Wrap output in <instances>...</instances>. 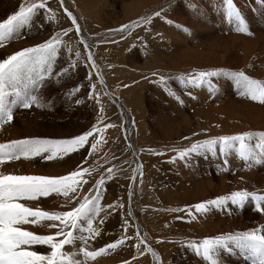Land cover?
<instances>
[{"label":"rangeland","instance_id":"374dc122","mask_svg":"<svg viewBox=\"0 0 264 264\" xmlns=\"http://www.w3.org/2000/svg\"><path fill=\"white\" fill-rule=\"evenodd\" d=\"M81 1L84 5H79ZM22 2L23 0H0V22L18 11ZM234 3L245 18L252 35L238 33L234 30V25L228 24L222 13L223 0H165L162 3L155 0H65V7L74 13L77 19L81 18L78 14L80 6L87 9L81 18L82 21L77 20L81 32L77 34L74 25L66 28L71 29L69 35L72 33L73 46L67 42L69 35L63 37L65 44L57 55L52 72L37 89L38 98L46 106L40 109L35 106L31 109L19 107L14 110V116L23 112L25 115H21L26 117L35 109H38L40 114L55 118L65 115L64 117L73 123V127H69L67 132L70 137L54 140L74 138L96 125L103 127L106 124H115V128L105 132L107 143L102 144L97 152L93 153L90 145L99 138L98 134L90 138L89 144L84 147L87 149L84 159L75 163H56V167H69L73 171L78 165H85L84 168L91 169V175L86 177L88 185L84 195L95 194V186L101 178L105 179L101 199V205L105 208V211L101 212L104 223L99 225L100 235L95 238L93 244L90 243L91 248L99 249L108 243L116 242L122 236L135 237L139 231L140 236L160 257V261H157L151 253L146 252L143 245L138 253L134 247L138 241L133 238L126 240V243L115 251H110L109 255L96 261H88V264H124L125 261H130L131 264H160L161 261L162 264H207L182 245L190 240L200 241L264 226L259 224L262 214L255 211L252 203L246 204L243 209L229 205L224 211L211 210L209 213L213 212L219 219L212 224L215 220L213 219L210 225L205 227L207 235H204L200 228L203 215L196 214V219L192 220L186 211H173L191 208L197 203L234 191H253L249 188L248 180L251 168L243 164L235 154L225 158L219 152L216 156L207 153L193 156L187 163L180 159L172 162L178 151L190 147L192 143L217 138L208 135L223 129V126L218 124L219 127L214 128L215 126L210 124L208 128L206 125L209 119H197L195 113L196 110H202V114H214L218 108L217 102L221 100L218 98L221 90L224 94L222 101H244L264 108V105L241 96L235 81L225 77L210 78L214 92H210L207 87H184L177 80L179 76L200 71L224 70L243 71L251 78L264 81V0H234ZM158 11L161 12V17L157 18L154 14ZM47 16L48 13L41 10V14L34 18L32 27L22 30L19 40L9 42L5 46L6 49L0 48L5 51L4 57L15 51L36 46V43L30 42L36 32L45 35H42L43 43L57 32L66 30L62 26L51 30V22ZM149 17L152 18L151 24L126 29L119 34H107L118 33L112 30ZM154 19L159 20L157 22ZM166 20L173 21V24L166 23ZM90 21L93 22V29L89 26ZM183 27L188 31H183ZM150 28L154 29L150 31ZM91 38L96 40L88 43ZM81 39L89 47L85 48L84 44L80 43ZM253 41H256V44L252 43ZM122 45L124 60L123 57L120 59ZM13 46L14 48H10ZM69 48L72 49L71 52L68 51ZM77 51L80 53L79 58L76 56ZM89 52L92 53L96 68H93L91 61L87 59ZM105 59L112 62L106 63ZM126 59L132 62H126ZM168 63H174L176 67L170 69ZM197 63L199 66L194 65ZM181 65L187 67L180 69ZM190 65L192 67L188 68ZM97 72L103 77L106 87L100 83ZM160 77L167 80V86L183 103L163 90L159 84ZM92 84H96L100 104L89 98ZM106 90H109L112 96ZM128 90H133L130 96ZM139 97L142 99V111L133 112L134 99ZM101 105L109 107L107 110L104 108L103 124L99 123ZM230 123L231 121L227 120L225 125ZM247 125L245 128L248 129L250 124ZM186 137L188 139H185ZM32 139L53 140L48 135H36ZM225 159L229 161L227 165L224 164ZM22 160L27 161L23 158ZM207 163H213L214 167L206 169ZM37 165L45 171L49 169L41 166V163ZM141 165L142 168L137 172L136 169ZM263 166L256 170L255 175L260 178L254 184L255 191L261 194H264ZM225 167L228 171L223 170ZM109 168L113 169V174L108 173ZM133 176L136 177L135 181L131 179ZM223 182L227 189L222 185ZM201 190H207V199L200 200ZM22 203L27 204L26 201ZM60 203H65L64 198ZM110 204H123L124 207L108 209ZM63 211L67 210L60 209L59 212ZM192 211L195 213L194 208ZM125 221L129 225L127 232L124 231ZM211 228L216 231L209 234ZM37 232L50 234L45 227H40ZM80 244L81 242L77 241L75 247L79 248ZM35 250L43 253V250L48 249L46 246L37 245ZM75 250L72 249L71 252ZM221 260L222 264H249L239 254L221 253Z\"/></svg>","mask_w":264,"mask_h":264},{"label":"snow or ice","instance_id":"6c2138e0","mask_svg":"<svg viewBox=\"0 0 264 264\" xmlns=\"http://www.w3.org/2000/svg\"><path fill=\"white\" fill-rule=\"evenodd\" d=\"M57 2L71 24L75 26V32L79 34L81 27L77 18L65 7V0H57ZM48 4L49 0H23L18 11L0 22V48L20 38L25 28L32 27L34 18L41 14V10L49 13L47 16L49 21H55L57 14L48 7ZM222 7L228 24L234 25L236 32L252 35L234 0H223ZM154 15L161 17V12L158 11ZM151 22L152 18L149 17L112 31L123 33L126 29L142 27ZM165 22L173 24L170 20ZM176 27L181 26L176 25ZM182 30L188 31L186 27ZM70 31L71 29H66L63 32H57L39 45L0 58V131H3L6 124L12 122L15 109L46 106L38 98L36 92L42 82L50 76L57 55L62 45L65 44L63 37L68 36ZM80 43L84 44L85 48L89 47L83 39ZM68 51L71 52L72 49L69 48ZM76 56L77 58L80 56L78 51ZM87 59L91 61V66L96 68L91 52L88 53ZM72 66L74 67L75 64L73 63ZM212 77H225L235 81L241 96L264 105V81L251 78L243 71H200L187 76H179L177 80L184 87H207L210 92H214L215 88L210 79ZM100 83L103 84L102 76ZM159 84L170 96L183 103L180 97L167 86V80L164 77H160ZM91 89L89 98L95 99L97 104H100L96 84H92ZM99 113V123L103 124L104 108L102 105ZM115 127V124H106L103 127L96 125L89 131L70 139H22L0 143V168L22 158L29 160L41 157L47 161L63 160L66 156L84 148L89 144L90 138L98 134L99 138L90 145L92 152L95 153L102 144L107 143L105 132ZM218 152L225 158L235 154L248 168L264 165V132L224 135L195 142L190 147L178 151L177 157H174L172 162L180 159L187 163L193 156H202L207 153L216 156ZM228 163L229 161L225 159L224 164ZM141 168L142 165L138 166L136 171L139 172ZM223 170L228 171V168L225 167ZM107 171L113 174L112 168ZM91 172V169L84 168L82 165H78L69 174L61 176L16 175L0 171V264H88V261H96L100 257L109 255L110 251H115L124 245L126 240L133 238L138 241L134 245L138 253L141 252V245H143L146 252L151 253L157 261H160V257L140 236L139 231L136 232L135 237L122 236L116 242L90 250V242L100 235L99 225L104 223L101 212L105 211L101 205L104 178H101L95 186V194L84 195L81 200L83 185L88 183L86 177L90 176ZM131 179L135 181L136 177L133 176ZM53 195L63 197L68 203H74L76 200H80V203L63 212L47 211L41 207L33 208L22 203V201H39L41 198L46 199ZM248 203L254 204L255 211L264 215V194L248 190L234 191L228 195L197 203L191 208L173 209V211H186L187 215L195 220L196 214L206 215L213 209L224 211L229 205L243 209ZM123 207V204L107 206L108 209ZM192 208L195 209V213ZM26 225L42 226L55 231L50 234H37L27 230L24 227ZM128 226L125 221V232ZM77 241L81 242V246L76 248L75 252L66 251V246L75 247ZM37 245L46 246L49 251L38 252L35 250ZM182 246L207 264H222L221 253L239 254L249 264H264V226L235 234L204 238L200 241L190 240ZM124 264H131V262L125 261Z\"/></svg>","mask_w":264,"mask_h":264},{"label":"bare ground","instance_id":"6f19581e","mask_svg":"<svg viewBox=\"0 0 264 264\" xmlns=\"http://www.w3.org/2000/svg\"><path fill=\"white\" fill-rule=\"evenodd\" d=\"M155 1L162 3L165 0H155ZM167 1L168 0H166V2ZM1 2H3V1H1ZM144 2H146V1H144ZM13 3H15V2H13ZM165 4L166 3H164V5ZM14 5H16V4H14ZM79 5H84V3L81 1V2H79ZM88 6H90V5H88ZM48 7H50L51 9H53L56 12V14H57V19L55 21H50L51 22V26H50V29L51 30H55V29H57V28H59L61 26L64 29H66L67 27H70L71 28V25L72 24H71L70 20L67 18L66 14L63 12V9L59 7L57 0H54V1L51 0V2L48 4ZM80 7H81V9L79 10V13L78 14H80V17L82 18V16L85 15V12L87 11V9H85V7H82V6H80ZM217 9L218 8L216 6V10ZM152 10H154V9H152ZM222 13H224V12H222ZM48 15H49V13H48ZM93 18H95V16ZM80 19L78 18L77 20H80ZM158 20L154 19V21H157V22H158ZM81 21H82V19H81ZM160 23L161 22H159V24ZM89 26L93 29V22L92 21H90ZM164 26H166V24H164ZM156 27H157V30H158V26H156ZM153 29L150 28V31H152ZM159 29H161V28L159 27ZM162 29H164V28L162 27ZM157 30H155V31L157 32ZM167 30H168V28H167ZM164 31H166V30H164ZM164 31H162V32H164ZM159 32H160V30H159ZM42 35H44V34H42V32H40V33H37L36 32L34 34V36L31 38V40H30L31 44L32 43L33 44L36 43L38 45L39 43H41L42 42ZM71 35H72V33L67 38V40H68L67 42H68V44L70 46L72 45V42L74 40ZM94 40H96V39H92L91 38V39L88 40V43H92V42H94ZM15 41H17V40H15ZM254 42H256V41H253L252 43H254ZM257 42H258V40H257ZM18 43H22V42H18ZM254 44H256V43H254ZM254 44H252V45H254ZM249 45H251V41L249 42ZM10 48H14V46L13 47H10ZM228 48H230V47H228ZM5 49H6V47H5ZM3 50L4 49H1L0 50V58H3L4 57L5 51H3ZM1 51H3V52L1 53ZM121 51H122V54H121L120 59L122 60V57H123V60H124L125 55H124V52H123L124 51L123 45L121 46ZM120 59H118V60H120ZM169 60L171 61V59H169ZM105 61L107 63V62H110L111 60L109 61V60L105 59ZM127 61L132 62L129 59H126V62ZM158 63H159V61H158ZM194 65L195 66H199V63L194 64ZM163 66H165V65H163ZM216 66H218V65H216ZM175 67L176 66H174V63L172 65H171V63H168V68L173 69ZM183 67L186 68L187 66L181 65L180 66V69L183 68ZM189 67H192V66L190 65V66H188V68ZM171 71H173V70H171ZM178 71H179V69H178ZM132 91L133 90H128V93H129L128 96L131 95V92ZM106 92L109 93V90H106ZM221 92L222 93H220V95L218 96V98H220L221 100H219L217 102L218 108H217V110L215 111L214 114L213 113L212 114L210 113L211 115H207V114H205V112L202 114L201 113L202 110H200V112L196 110V113H195L198 116L197 119H203V120L204 119L205 120L206 119H209L210 122L207 121V125H206L208 128H210V124L214 125L215 126L214 128H218L221 125L223 126V129H218V130H215V131L211 132L208 135V137H219L221 135L224 136V135H227V134L237 135V134H241V133L251 132V130H253V131H259V132H264V108L263 107L255 106V105H252L251 103L248 104V103H245L244 101L243 102H237V103L234 100L231 101V100H226L225 99L224 101H222V98H224V94H223V91L222 90H221ZM133 93H135V92H133ZM109 95L112 96L111 93H109ZM124 95H125V93H124ZM134 100H135V103L132 106V111L133 112H141L142 111V109H141V106H142L141 105V100H142L141 97H139L137 99H134ZM196 105H197V103H196ZM119 106L121 107L120 104H119ZM103 108H105L107 110L109 107L108 106H104ZM217 111L219 113H216ZM31 112L32 113H28V116L26 115V117L25 116H22V115H25L23 112H19V114H17V116H14L12 122L9 123V124H6L4 126L3 131H0V143H7V142H10V141H13V140L32 139L36 135H43V136L44 135H48L51 138H53V140L54 139H57L59 137H70V134L67 133V132H68V128L69 127H71V128L73 127L72 126L73 123H71L70 120H68L66 117H64L65 116L64 114H63L64 115L63 117H60V115H58L55 118L54 116H50L48 114H40V112L38 111V109H35L33 111L31 110ZM21 113H22V115H21ZM41 119H43V121L40 122L39 120H41ZM227 120H229V122L231 121V123L228 126L225 125ZM49 121H51V122H49ZM241 122H243V123H241ZM218 124H219V126H217ZM247 124H250V127H248V129L245 128V126H248ZM244 130H245V132H244ZM101 147H102V145H101ZM86 150H87L86 148H82V149H80L78 151V153H75L74 152V153L70 154L69 156H66L63 160L47 161V160H45V159H43L41 157H36V158L29 159V160H27V161L24 162L22 159H20L19 161H12L11 163L5 164L2 168H0V171H4L6 173H11V174H16V175H44V176H61V175H67V174H69L71 172V169H69V167H56V163H75L78 160L81 161L82 159H84L86 157V154H87V151ZM45 155H47V154H45ZM37 163H41V166H45V167H47L49 169H47V171H45V169H43V167H39V165H37ZM210 164H212V165H210ZM206 166H207L206 169L207 168L209 169L210 167H214L213 166V163H207ZM260 166L262 167L263 165H256V166L252 167L251 170H249L250 171V174H248L249 175L248 180H249V184H250L249 188H250V190L253 189L252 192H256L255 191V188H254L255 187L254 184H255L256 180L259 179L260 177H257V175H255V173L257 172L256 170L259 169ZM84 167H85V165H84ZM243 168L246 169L245 167H243ZM209 183H211V182H209ZM86 185H88V184L83 185L82 192L80 194L81 200L83 199L82 196H84V194L86 193V190H87ZM222 185L224 186V188L227 189V185L224 182H223ZM209 186H211V184ZM213 191H215V190H213ZM229 191H232V190H229ZM257 192H259V191H257ZM207 193H208L207 190L206 191L201 190L200 193H199L200 200L207 199V197H208V194ZM62 198L63 197L60 198L59 196L53 195V196H50V197H48L46 199L45 198H41V200H39V201H26V203H27L26 205L31 206L33 208H35V207H41L42 209L47 210V211H56V212L58 211L59 212L60 209H63V210L72 209V208L76 207L78 203H80V200H76L74 203H68V202L65 201V203H63L61 205L60 200ZM41 205H43L44 208ZM217 216L214 215L213 212H211V213H208L206 215H203V217L200 219L201 220L200 228H201V231H202V233L204 235H207V232L205 230V227L209 226L210 223H211V221L213 219H215V220L212 221V224H215L216 220L218 221V219H219V217H217ZM261 217H262V219L259 222V224L260 225H264V215H261ZM207 218H209V221H207ZM225 220H227V219H225ZM24 227L27 230L33 231L34 233H38L37 231L42 226L26 225ZM54 231H55L54 229H52V230L47 229V232H49V233L50 232H54ZM212 231H216V229H214V228L209 229V231H208L209 234H211L210 232H212ZM200 237L202 238L201 235H200ZM93 242L94 241H92L90 243L93 244ZM75 246H77V242H76V245ZM72 249L75 250L76 247H67L66 251H71ZM92 249L93 248H91L90 250H92ZM48 251L49 250H43V253H46Z\"/></svg>","mask_w":264,"mask_h":264}]
</instances>
